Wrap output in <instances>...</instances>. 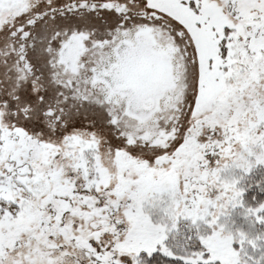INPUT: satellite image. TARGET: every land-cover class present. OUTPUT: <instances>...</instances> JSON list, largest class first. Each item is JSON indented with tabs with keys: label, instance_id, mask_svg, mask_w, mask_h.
I'll use <instances>...</instances> for the list:
<instances>
[{
	"label": "snow or ice",
	"instance_id": "obj_1",
	"mask_svg": "<svg viewBox=\"0 0 264 264\" xmlns=\"http://www.w3.org/2000/svg\"><path fill=\"white\" fill-rule=\"evenodd\" d=\"M0 264H264V0H0Z\"/></svg>",
	"mask_w": 264,
	"mask_h": 264
}]
</instances>
